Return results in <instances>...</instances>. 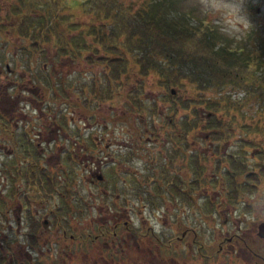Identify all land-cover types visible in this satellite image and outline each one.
I'll return each mask as SVG.
<instances>
[{"label":"rangeland","instance_id":"rangeland-1","mask_svg":"<svg viewBox=\"0 0 264 264\" xmlns=\"http://www.w3.org/2000/svg\"><path fill=\"white\" fill-rule=\"evenodd\" d=\"M143 1L0 0V101L13 108L19 106L20 118L38 120L36 109L23 101L13 100L15 88L12 89L6 82H2L7 77L13 78V75L8 76L4 71L3 66L7 64L10 68L22 70V83L28 90H42L37 101L59 95L68 102V112H65L61 105L53 102L51 104L52 114L56 110H63L69 117L64 125L69 140L77 139V131L85 139L79 137V142L91 144V140H87V133L93 132L100 147L92 153L100 156L102 161L101 156H107V152L112 154V165L108 157L107 163L104 161L99 165L102 180L91 184L85 171V178L76 180L75 188H79V195L72 206L80 210L81 218L69 219V225L75 227L76 230L72 231L75 237L78 233H81L82 237L72 241L62 238L61 232L58 231L53 232L51 240L59 243L58 249L67 242L65 249L68 256H64L63 264H252L254 259L248 261L249 253L257 252L264 256V243L256 236L257 226L264 221V170L261 173V169H264V72H260L251 62L247 66L234 62L230 64L219 55H214V48L221 45L219 41L213 43L201 39L193 32L187 33L188 36L184 34V38L182 33H177L178 31L175 32L168 26H163L160 32L153 31L152 33L157 35L150 34L146 38L141 30L134 29V32L158 45L162 53H171V57L189 53L202 57L200 78L217 81L219 85L204 88L188 78H178L171 85H164L159 77L164 59L154 54L145 59L134 46L123 47L126 36L123 32L115 42L126 53L119 49L113 54L106 52L105 42L101 38H94L95 32L108 29L112 25L111 21L127 27V20L131 18L132 13L139 10ZM171 2L178 14H185L182 21L189 23L190 27L194 25L191 19L190 22L186 19V14H190L195 21L199 20L201 31L215 30L226 43L237 41L246 50L255 47L257 53L253 55L261 54L264 70V0ZM30 4L33 5L29 6ZM113 5L115 9L111 8ZM52 6L55 22L64 33L45 35L34 32L32 26L28 30L24 29L28 25V20L24 21L28 14L40 10L48 15L47 7ZM30 19L34 20L32 17ZM75 42L83 45L82 52L75 51L79 49L74 46ZM69 45L73 46V52H70ZM62 52L65 54L63 60L58 57ZM66 55L72 60H66ZM107 57H111L112 62L107 61ZM124 59L128 60L126 68L121 69L119 61L123 66ZM139 59L142 65L136 63ZM52 65L55 75L50 79L43 71L46 69L49 72ZM177 66L183 67V72H191L190 66L194 65ZM143 68L145 73L139 75ZM27 70L32 74L36 72L39 79H33L32 75L28 77ZM52 81L55 82L54 85L51 84ZM53 88L58 90V94L53 92ZM169 90L173 92L169 93ZM220 95H229L230 99L238 101L239 107L227 108V105H217L216 111H208V115L202 110L197 118L190 114L195 111L194 102L204 97L212 99ZM19 96L31 97L25 89L20 91ZM41 105L43 108L46 105L47 108V103L41 102ZM46 108L42 111L52 116L47 113ZM76 111L81 114L80 117L71 114ZM186 115H190L189 123L196 120V123L202 124L203 127L186 130ZM71 116L73 118H70ZM209 117L222 122L223 127L220 129L224 133L223 137H228V143H233L227 148L228 155L233 159L229 158L227 161L238 162V165L245 168V175L253 171L254 175L251 176L258 179L256 183L255 180L244 182L247 192L239 195L234 203H231L232 200L219 198L220 196L213 194L208 188L207 194L200 197L197 195L193 204L188 200L190 192H187L184 185L168 182L170 173H182L179 161L164 159L167 153L174 151L170 145L172 138L176 136L170 129L180 133L182 142L192 141L188 149L196 151L200 156L199 162L203 163L206 158L204 156L210 157L206 148V134L209 131L207 125L211 123L206 119ZM43 119L40 116V124ZM227 129L233 131L227 132ZM256 129L259 130L255 131ZM142 132L145 134L140 140L138 138ZM154 137L158 139L151 142L150 139ZM238 138L241 141L235 142ZM105 143L110 144L103 147ZM203 148V151H199ZM254 149H257L256 153L251 156ZM124 151H130L128 158L124 157ZM63 157V163L67 162L70 182L71 174L76 170L81 172L84 165L80 163L77 166L66 155ZM82 161H86L87 166L93 169L94 163H89L88 158H82ZM191 161H186L188 169L189 165L193 166ZM229 165L227 162H221L219 176H214L218 169L213 166L209 182L218 180L219 177L224 178V171ZM55 169L53 165V170ZM184 169L188 170L185 167ZM189 172L192 175V172ZM206 174L210 176V171L207 170ZM241 176L242 173L236 180L242 181L239 179ZM134 180L141 182V189H136L139 192L134 188ZM143 181H146V187L158 196L152 199L146 195ZM157 182H162L163 187H159ZM122 187L124 191L121 190ZM56 188L57 184L53 186L52 195ZM100 189L108 192V203L120 202V198L118 200L114 196L118 195V191L123 192L126 197V211L113 212L110 204L108 209L101 208V198L98 194ZM159 194H165L166 198L159 197ZM208 198L210 202L207 205L205 202ZM52 199L54 202L55 194ZM69 213L74 214L72 211ZM113 213L117 215L113 216ZM92 218L94 221H91ZM106 219L110 220L103 223ZM115 222L118 230H124L123 243L115 242L118 243L117 249L112 248V236L109 231V226ZM97 227L102 233L97 240L84 241L87 234H98ZM130 230L134 233H130ZM69 233L67 232V235ZM232 234H235L233 240ZM242 236H245L251 251L239 243L238 237ZM235 240L240 247L239 251L230 245V242L234 243ZM52 257L53 260L58 257L55 264L60 263L62 258L55 248ZM20 260L24 261L23 248H20Z\"/></svg>","mask_w":264,"mask_h":264},{"label":"flooded vegetation","instance_id":"flooded-vegetation-1","mask_svg":"<svg viewBox=\"0 0 264 264\" xmlns=\"http://www.w3.org/2000/svg\"><path fill=\"white\" fill-rule=\"evenodd\" d=\"M3 67L8 76L13 75V78L2 77V79L5 78L2 82H6L12 89L15 88L14 95H12L13 100L23 101V103L36 109L38 120L29 117V119L20 118L21 108L19 106L13 108L4 101V103L0 101V264H55L58 257L53 260L54 248L62 256L58 264H63L64 256H68L67 249H65L67 242L58 249L60 245L55 240H51L52 234L60 231L62 238L70 239L72 235H67V232L69 229L73 231L76 229L75 227L70 228L68 223L63 222V215L59 214L56 207V203L59 202L58 198H61L65 204L63 197L68 200V194H72L73 188H75L74 185H72V189L68 186L67 162L63 163L62 158L66 155L77 166L80 163L84 165L81 172L76 170L73 172L74 174H71V181L77 180V178L79 180L85 178L83 173L85 171L88 181L93 184L103 179L102 170L100 172L101 168L99 167L100 163L104 161L107 163L108 157V161L112 165V154L107 152V156H101L103 157L102 161L100 156L92 153L93 150L100 147L95 141L96 135L93 132L87 133V140H91V144L86 145L79 142L77 140L79 137L85 139L77 131V139L69 140L64 128L69 117L62 112L63 110L68 112V102L59 95L50 96L48 99L44 98L47 101H37L42 90L40 88L35 90L29 88L28 90L22 83V70L16 67L10 68L7 64H4ZM53 68L54 65L49 70H53ZM45 72L48 70L44 69L43 73ZM1 73L2 69L0 68V75ZM27 73L28 77L32 75L33 79H39L36 72L32 74L31 71L27 70ZM51 77L50 75L49 78L51 79ZM51 84L54 85L55 82L52 81ZM22 89L30 93L31 97H20L19 93ZM53 92L58 94V90H54V88ZM41 102L47 103V108L46 105L43 108ZM52 102L61 105L63 110H56L52 114ZM45 108L47 113L52 114V116H48L46 112L42 111ZM71 114L81 116L77 111ZM40 116L42 119L45 117L41 124ZM108 144L110 143H105L103 147H107ZM82 158H88L89 163H94L93 169L87 166V162L82 161ZM53 165L55 170H53ZM55 184H57L59 191L56 188L54 192L55 201L53 202L52 190ZM107 193L103 195L106 196ZM194 194H189V197H193ZM109 220L106 219L105 222ZM91 221H94V218ZM109 227L112 235V225ZM105 228L108 227L105 226ZM245 231L246 229H244V234ZM130 233L133 234L134 231L130 230ZM101 234L99 228L98 234L93 235V241L97 240ZM80 237L78 234V239ZM244 238L245 236L238 237L239 243L249 249ZM233 239H235V234H232ZM229 241L228 238L227 242L229 243ZM52 242H54V246H52ZM104 243L106 244V242ZM237 243L235 240L234 243L230 242V245L239 251L240 247ZM20 248H23L24 261L20 260ZM248 255V261L254 259L252 264H264V256L257 254V252H251Z\"/></svg>","mask_w":264,"mask_h":264},{"label":"trees","instance_id":"trees-1","mask_svg":"<svg viewBox=\"0 0 264 264\" xmlns=\"http://www.w3.org/2000/svg\"><path fill=\"white\" fill-rule=\"evenodd\" d=\"M32 5L33 4H30L29 6H32ZM172 5L173 3L171 2V0H144L141 3L139 10L135 13H132L131 18L127 20L126 26L128 28L127 27L124 28L117 22L111 21L112 25L106 30L100 29L96 31L95 32L96 35L94 36V38H97V40L101 38L102 41L105 42L106 47L104 48V50L106 52H112L113 54L114 51H116V49L117 50L119 49L120 51L123 52L124 49H122V47H119L117 43L115 42V40L123 32L126 35L124 37L123 42L125 45H123V47L134 46L139 53L143 54V58L145 59H147V57L149 58L152 57V54H154V56H159L160 58L164 59V66H163L162 71L159 72V77L161 78L160 80L161 83L163 82V84L165 83L166 85H171V83H174L176 80H178V78H188L190 80H194L200 87H204V88L209 87L210 85L212 86L219 85L220 83L214 80H207V79L200 78L201 75L199 74H200V71H202L201 64H203L202 57L194 55L193 53L181 55L179 57H176V56L171 57V53H166V54L162 53L159 50L160 48L158 45L151 43L150 41L142 38L141 36L136 35L134 32V29L141 30L144 33L145 38L150 34L157 35L152 32L162 31L161 28L163 26H168L173 31L175 32L178 31L177 33H182V36H184V38H185V35L188 36L187 33L189 34L190 32H193L194 35L196 34V36L200 37L201 39H205L213 43L217 41L221 42V45L219 46V48H214L212 53L214 55H219L221 58L225 59L226 62H229L230 64L234 62L237 65L240 64L241 66H247L248 63L251 62L256 65L255 66L256 68L260 69V72H264L263 66L261 65V62H262L261 60L263 59L261 54L258 53L257 56L253 55L252 51L255 49V47L250 50H246V48L237 41H235L234 43H226L225 41H222V39L218 36L216 32H214L215 30L213 32L201 31L199 27V24H200L199 20L195 21L196 19L192 18L190 14H186L187 15L186 19H188L189 22L191 19V23L195 26V27L194 26L190 27L189 23L182 21V18L184 17L185 14H182V13L178 14V12H176V10L172 7ZM111 8L115 9L114 5L111 6ZM47 12H48V15H46L40 10H36V12L34 13L31 12V14H28L27 17L24 18V21L28 20V25L24 29L28 30L30 26H32V30H34V32H40L45 35L53 34V33H64V31L61 30L58 24H56L55 22V18L53 14V6L47 7ZM31 17L34 18L33 21L30 19ZM178 17H181V18L177 20ZM163 31H165V29ZM75 44L76 45L74 46L79 48V49H75V51L79 53L82 52L83 45L81 46L77 42H75ZM72 47H73L72 45H69L70 52H73V50L71 49ZM257 48H259L260 50L262 49L261 47H257ZM263 52H264V49H263ZM124 53H126V51H124ZM63 55H65L64 52H62L61 55H58V57L63 60L64 59ZM66 56L69 57V55H66ZM68 57L66 60L71 61L72 60L71 57L69 58ZM107 58H109L107 59V61L112 62L111 57H107ZM127 61H128L127 59H124L123 66H122V62L119 61L121 63L120 65L121 69L126 68ZM136 63H139L140 65H142L141 59L137 60ZM178 64L185 65L186 67H189L190 65H194V66H190L192 68L191 72H188V71L183 72L182 70L184 68L177 66ZM107 65H109V63ZM113 69L115 70V67ZM194 71L196 73H194ZM46 73L48 76L55 75V69L50 70L49 72H46ZM144 73L145 71L143 68V70L142 69L140 70L139 75L140 74L143 75ZM61 83H63V81ZM94 90H95V87H94ZM169 93H170V90H169ZM217 105H227V108L232 107V106L236 108L239 107L238 101L230 99L229 95H226V96L220 95L217 98L214 97L212 99H210L209 97H204L203 99L198 100L197 102L193 103V106L195 107V111H193L192 113L190 112V114L194 115L197 118L201 110L204 111L205 113H207L208 111H210V113H213L216 111ZM186 116L184 119L185 120L184 123L186 124V126H188L186 127V130H188L189 128L195 129V127H198V128L203 127L202 124L201 125L197 124L196 120L193 123H189L188 117H190V115H186ZM206 120L211 121V123L207 125V129L209 131L206 134V137H207L206 138L207 139L206 148L209 152V156L213 158L204 156L206 157L204 159L205 162L203 163L199 162L200 157L197 158V156L194 154L193 151H190V153H188L189 152L188 148H190L192 141L182 142L183 138L180 137V133H175L174 129H170L172 133L175 134L174 136H176L172 138L171 140L172 145H170L171 149H173L174 151H172L170 154L167 153V155L164 156L165 157L164 159H168V160L174 159L180 162L182 173H178L180 175L178 176V178L180 179L179 184L184 185L187 188V192H190V194L191 193L193 194L197 191L199 192V190H201L202 192H205L207 188H209L215 195L220 196L219 198L226 199L227 201L232 200L231 203H234L238 199L239 195H241L243 192H247V190H245L246 185L244 182H252L255 180V183H256L258 182V179L256 176H251V175H254L253 171L247 172V175H245L246 174L244 172L245 168L238 165L237 164L238 162L236 161L234 162L232 160L227 161V159L229 158L233 159V158L230 155H227L225 157L224 153L229 154V152H227V148L228 146H232L233 143H228V137L226 138L223 137L224 133L220 129L221 127H223V124L219 119L217 120L218 122L215 121L216 118H213V117L211 118L209 117ZM227 130H228L227 132H231L232 129H227ZM258 130L259 129H256L255 131H258ZM144 134L145 133L142 132L141 137H139L138 139L141 140ZM157 137H154V139L157 140ZM237 141H241V139L238 138L235 142ZM204 149L205 148L200 149L199 151H203ZM190 159L192 160L191 162L193 166L189 165V169H188L186 166L187 164L186 161L187 160L189 161ZM208 162H209V165H208ZM221 162H227L228 165L230 164L229 168H227V170L224 171V178L219 177L220 178L219 180L209 182V179L212 176L211 168H213V166H215V168L218 169V171H216L214 176L220 175L219 170L221 169ZM183 166L189 171H191L192 175H190L191 173L188 170L185 171ZM207 170L210 171V176H207L206 174ZM263 170L264 169H261V173ZM240 173H242L243 175L241 176V178H239L242 181H237L236 178L238 175H240ZM71 180H72V176H71ZM171 180L172 178H170L168 182L170 183ZM143 182L145 183L146 181H143ZM133 183H134L135 190L141 189L139 185V183H141L140 181L135 182L134 180ZM72 185L74 186L76 185L75 179L74 181L69 182L68 186L70 189H72L71 187ZM158 185L159 187H163L162 182L161 184H158ZM123 186L126 189L128 188L125 184ZM124 187L121 188L122 191H124ZM143 190L145 191V194L149 195L152 199L158 196L157 193L152 192L151 189H148L146 187V183L144 185ZM136 192H139V191L136 190ZM104 193H106L105 189H100L98 193L101 198V205H100L101 208L108 209L109 207L108 204H110L111 205L110 207H112L113 212L120 213L122 211H126V197L123 195V192L120 193L118 191V195L116 194L114 196L116 199L120 198V202L118 203H113V202L110 203L111 201L108 203L106 200L107 197L103 195ZM77 195H79V188L76 186V188H73L72 194L71 193L68 194V200H66L63 197V200L66 205L63 203L61 198L60 199L58 198L59 202L56 203L57 211L59 212L60 215H63L62 220L64 223H68V225H69V219L73 220L74 218H81L80 210L72 206V204L75 205L76 198H78ZM164 195L165 194H162V195L159 194V197L166 198V195L165 197ZM189 198L193 199V201L195 200V198H192V197H189ZM149 201L151 202V200ZM209 202H210V199L206 200L205 204L208 205ZM70 211L74 212V214L72 215L71 213H69ZM206 212H208V210ZM115 215L117 214L113 213V216ZM103 223H105V220ZM112 225H113L112 235H111L112 236V246H113L112 248L117 249L118 243H115V242L119 241L120 243H123L124 230H118L116 228L117 227L116 222L114 224L112 223ZM71 227L72 226L70 225V228ZM72 231H73L72 229H69V232H70L69 234L72 235L70 239L72 240L78 239V234L81 236V233H78L75 237ZM115 237H117V239H115ZM93 239H94L93 235L87 234L85 236L84 241L87 240L88 242H90Z\"/></svg>","mask_w":264,"mask_h":264},{"label":"water","instance_id":"water-1","mask_svg":"<svg viewBox=\"0 0 264 264\" xmlns=\"http://www.w3.org/2000/svg\"><path fill=\"white\" fill-rule=\"evenodd\" d=\"M256 235L260 238L263 239L264 241V221L261 222L258 226H257V231H256ZM258 264V263H255Z\"/></svg>","mask_w":264,"mask_h":264}]
</instances>
